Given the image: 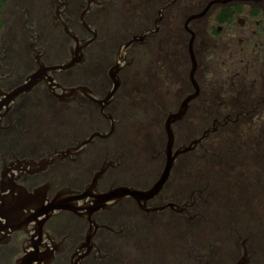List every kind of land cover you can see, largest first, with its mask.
<instances>
[{"label":"flooded vegetation","instance_id":"af4514ba","mask_svg":"<svg viewBox=\"0 0 264 264\" xmlns=\"http://www.w3.org/2000/svg\"><path fill=\"white\" fill-rule=\"evenodd\" d=\"M2 1L0 264H264V0Z\"/></svg>","mask_w":264,"mask_h":264},{"label":"water","instance_id":"95a60500","mask_svg":"<svg viewBox=\"0 0 264 264\" xmlns=\"http://www.w3.org/2000/svg\"><path fill=\"white\" fill-rule=\"evenodd\" d=\"M4 199L5 198L3 196H0V208L6 209V212H0V229L4 226L5 228H8L10 232H15L17 228L19 212L14 210L11 204L10 208L7 207L8 204L6 205ZM43 261V257L36 255L35 251H33L27 256L17 260L15 264H43Z\"/></svg>","mask_w":264,"mask_h":264},{"label":"trees","instance_id":"16d2710c","mask_svg":"<svg viewBox=\"0 0 264 264\" xmlns=\"http://www.w3.org/2000/svg\"><path fill=\"white\" fill-rule=\"evenodd\" d=\"M3 1L2 0H0V11H1V8H2V6H3Z\"/></svg>","mask_w":264,"mask_h":264}]
</instances>
